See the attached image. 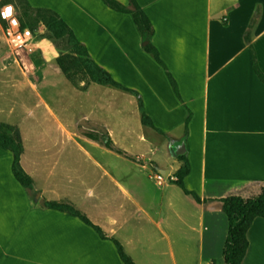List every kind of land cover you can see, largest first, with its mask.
<instances>
[{"label":"crops","instance_id":"obj_1","mask_svg":"<svg viewBox=\"0 0 264 264\" xmlns=\"http://www.w3.org/2000/svg\"><path fill=\"white\" fill-rule=\"evenodd\" d=\"M26 1L54 11L96 64L138 93L160 135L176 150L184 145L189 173L183 185L202 202L169 182L178 160L159 186L155 176L161 170L129 167L131 160L114 158L77 127L49 120L45 106V119L33 120L31 78L0 46V125L18 131L20 166L33 183L26 190L15 181L11 153L0 147V264H122L111 241L77 218L43 207L45 202L70 204L116 240L134 264H225L228 222L219 200L264 189V85L245 42L249 32L264 75V0H136L181 101L142 50L129 15L100 0ZM127 29L129 49L122 36ZM96 32L107 40L103 57L90 46L100 39L91 38ZM247 238L242 264H264V219L253 221Z\"/></svg>","mask_w":264,"mask_h":264},{"label":"trees","instance_id":"obj_2","mask_svg":"<svg viewBox=\"0 0 264 264\" xmlns=\"http://www.w3.org/2000/svg\"><path fill=\"white\" fill-rule=\"evenodd\" d=\"M100 1L109 10L130 16L142 43H146V45L142 47V50L148 54L153 61L160 66V68L163 69L175 97L181 101L176 81L166 68L157 49L151 42V38L154 33L153 26L141 7L138 5L137 1L127 0V5H123L117 0ZM11 2H14V0H1L0 6L7 4L12 5ZM17 2L22 10L19 13L16 9L19 22L22 27L33 30L41 21L45 25V37L47 39L53 43H57L58 41L65 43L70 54H60L56 59V65L64 75L69 78L71 70L75 69L76 72H78V70H83L90 82L99 86L119 89L131 94L137 101L141 124L158 132L159 134H162L153 126L151 119L144 112L142 100L138 93L120 85L112 78L108 71L96 64L89 55L86 47L77 40L71 28L54 11L45 8H33L26 0H17ZM29 12L34 13V16L29 15ZM253 22L254 19H252L251 24ZM245 42L251 55L252 70L260 83L264 85V75L258 66L254 49L250 44L249 32L245 35ZM190 119L191 112L187 110V116L183 128L184 135L187 134V127ZM83 136L96 140L97 142L99 140V138L93 134L87 133ZM99 141V144L106 150L128 160L134 159L124 151L116 148L109 138L105 137L102 141ZM0 147L11 153V173L15 181L22 188L32 190V180L20 166V156L23 152V147L18 131L14 128L0 125ZM177 160L180 163V166L174 173V180L168 178L169 182L176 185L185 195L192 196L195 202L201 203L202 201L200 198L194 192L186 190L183 185V180L189 173V164L186 155L183 154L178 156ZM219 201L221 203L222 212L226 216L228 222L227 236L222 252L224 263L242 264L249 245L247 233L255 219H264V189H262L259 194L248 198H244L239 195H229ZM43 207L66 213L77 218L85 225L91 227L101 239L109 240L113 243L122 264H134L132 259L124 252L123 247L116 240L107 238L99 227L93 225L84 215L75 210L70 204L45 202Z\"/></svg>","mask_w":264,"mask_h":264},{"label":"rangeland","instance_id":"obj_3","mask_svg":"<svg viewBox=\"0 0 264 264\" xmlns=\"http://www.w3.org/2000/svg\"><path fill=\"white\" fill-rule=\"evenodd\" d=\"M11 3L19 13L22 11L17 0ZM29 15L34 16V13L29 12ZM80 19L76 23L82 28L85 25ZM129 22L133 27V22ZM29 31L37 39L46 41L44 47L48 49L47 55L51 58L55 56L54 60L46 61L41 55H32L23 50L11 51L2 37L0 46L17 59L22 72L31 78L33 120L45 119L40 110V106H45L49 120L65 121L75 129L77 127L82 136L93 134L101 141L105 137L109 138L116 148L134 158L127 161L129 167H145L153 171L172 170L174 162L177 161L173 156L177 146L172 144L169 137L141 124L137 101L131 94L92 83L83 70H71L68 78L56 65L60 54H70L65 43H53L47 39L46 28L41 21ZM90 36L100 38L92 40L90 46L103 57L107 41L104 34L96 32ZM122 36L127 42L126 48L129 49L131 32L127 29ZM176 131L181 133L180 129ZM69 149L65 153H68ZM111 153L114 158H118L117 154ZM31 197L33 199V195Z\"/></svg>","mask_w":264,"mask_h":264},{"label":"built area","instance_id":"obj_4","mask_svg":"<svg viewBox=\"0 0 264 264\" xmlns=\"http://www.w3.org/2000/svg\"><path fill=\"white\" fill-rule=\"evenodd\" d=\"M10 5V4H7ZM7 5L0 6V32L4 42L11 51L23 50L32 55H41L46 61L52 58L47 55L48 49L44 47L45 40L37 39L28 28L22 27L18 13L13 5L12 13L8 17L2 15ZM166 180L161 174L155 176L156 185H162Z\"/></svg>","mask_w":264,"mask_h":264},{"label":"water","instance_id":"obj_5","mask_svg":"<svg viewBox=\"0 0 264 264\" xmlns=\"http://www.w3.org/2000/svg\"><path fill=\"white\" fill-rule=\"evenodd\" d=\"M146 45V43H142V46H145ZM184 152H185V147H184V145L182 144L174 153H173V156L176 158V157H178V156H181V155H183L184 154ZM161 172V174L163 173V177L164 178H166V176H167V171L165 170V171H160Z\"/></svg>","mask_w":264,"mask_h":264},{"label":"clouds","instance_id":"obj_6","mask_svg":"<svg viewBox=\"0 0 264 264\" xmlns=\"http://www.w3.org/2000/svg\"><path fill=\"white\" fill-rule=\"evenodd\" d=\"M8 10H11V13H12L13 9H12V6H11V5H7V6L5 7V9L3 10L2 15H3L4 17H8V16H5V15H4V12H5V11H8Z\"/></svg>","mask_w":264,"mask_h":264},{"label":"snow or ice","instance_id":"obj_7","mask_svg":"<svg viewBox=\"0 0 264 264\" xmlns=\"http://www.w3.org/2000/svg\"><path fill=\"white\" fill-rule=\"evenodd\" d=\"M10 14H11V10H8V11H5V12H4V15H5V16H9Z\"/></svg>","mask_w":264,"mask_h":264}]
</instances>
